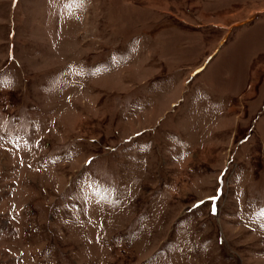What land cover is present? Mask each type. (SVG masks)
Listing matches in <instances>:
<instances>
[{"label":"rangeland","instance_id":"374dc122","mask_svg":"<svg viewBox=\"0 0 264 264\" xmlns=\"http://www.w3.org/2000/svg\"><path fill=\"white\" fill-rule=\"evenodd\" d=\"M0 264H264V0H0Z\"/></svg>","mask_w":264,"mask_h":264}]
</instances>
